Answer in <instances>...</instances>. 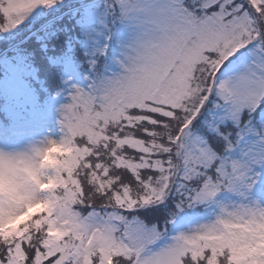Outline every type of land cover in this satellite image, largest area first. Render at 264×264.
<instances>
[{
    "label": "snow or ice",
    "instance_id": "6c2138e0",
    "mask_svg": "<svg viewBox=\"0 0 264 264\" xmlns=\"http://www.w3.org/2000/svg\"><path fill=\"white\" fill-rule=\"evenodd\" d=\"M60 0H0V32ZM133 30L60 111L50 223L0 264H264V0H113ZM55 239H50L53 233Z\"/></svg>",
    "mask_w": 264,
    "mask_h": 264
},
{
    "label": "clouds",
    "instance_id": "9594fccd",
    "mask_svg": "<svg viewBox=\"0 0 264 264\" xmlns=\"http://www.w3.org/2000/svg\"><path fill=\"white\" fill-rule=\"evenodd\" d=\"M75 155L62 137H46L23 148H0V242L21 230H34L37 224L45 229L64 227L50 223V218Z\"/></svg>",
    "mask_w": 264,
    "mask_h": 264
},
{
    "label": "rangeland",
    "instance_id": "374dc122",
    "mask_svg": "<svg viewBox=\"0 0 264 264\" xmlns=\"http://www.w3.org/2000/svg\"><path fill=\"white\" fill-rule=\"evenodd\" d=\"M111 6H112L111 0H107V5L105 6L104 9H101L102 6H98L94 10H91L90 12H88L89 14H87V15L84 14V17L81 18V20H80V25H81L80 30H81L82 33H81L80 37H79V35H77L79 37V39H77V40L74 39V40H76L77 43H79V45L81 47H84L89 42L87 36L89 35V37L92 38L91 42L93 44V47H92L93 52H91V54H89V52L87 51V48L86 49L84 48L85 52L84 51L83 52H84L85 55L93 57L94 53L99 52L100 48H102L103 39L106 36V29H107L106 10L107 11L110 10ZM44 8L45 7H42V6L38 7L37 9H35L30 14L31 16L29 18H31L32 16H35L40 11H44L43 10ZM95 15H96V18H95ZM0 22L3 23V17L0 20ZM72 24H73V21H72ZM119 25H120L119 28L122 29L121 43L124 45V48H126L132 42L134 33H133L132 28L129 27V25L126 22H122V23L119 22ZM92 29H95L93 35H92V32H91ZM12 30H17V28L12 29ZM12 30H9L7 32L8 33L12 32ZM61 31H65L64 28L62 26H60V25L57 26L56 32H61ZM3 34H5V33L4 32H0V35H3ZM69 39H70V37H68V40ZM84 40H85L86 43H84ZM93 60L94 59L91 58V60H89V61H93ZM7 65L8 64L6 63V66ZM78 66H81V63H79ZM7 67H8V71L10 73L15 74V72L17 71L18 73H16V75H18L19 77H21L22 75H26V76H22L23 80L26 79L27 77H29L27 75L30 73V70L20 69L18 66L15 67V64L14 65H8ZM118 71H119V69L116 70V71H112L111 74L115 73V72H118ZM86 84H87V82L86 83H82V81L76 83V85L80 86V87H84V86H86ZM5 85H7L6 86V90L7 91H10L11 93L14 92V88H11L12 85H9V84H5ZM2 94L5 97L6 94H8V93L6 91H4V93L2 92ZM18 96L19 95H17L15 93L14 97H18ZM68 102H69V98H68ZM59 119H60V112H59L58 116L55 118L54 122L52 123V127L49 130L48 134L43 135V136H41L39 138L36 137V138H32V139H25L22 142L20 147H15V148H12V149L23 148V147H25L26 145H28L30 143H35V142L41 141V140H43L46 137L59 139L61 137V135H62L61 131H60ZM0 148H7V147L2 146V143H0Z\"/></svg>",
    "mask_w": 264,
    "mask_h": 264
},
{
    "label": "trees",
    "instance_id": "16d2710c",
    "mask_svg": "<svg viewBox=\"0 0 264 264\" xmlns=\"http://www.w3.org/2000/svg\"><path fill=\"white\" fill-rule=\"evenodd\" d=\"M75 27H71L70 28V30H73ZM66 30H69V29H66ZM57 35V34H56ZM51 37V36H50ZM54 39V38H53ZM54 42H56V39H54L53 40ZM46 42H47V40H44V41H39L38 42V46L36 47L37 48V50H35V52H36V54H35V57L36 58H34V59H30L29 61H34V62H36L37 61V59H38V56H39V51H41V48L42 47H45L46 49H47V46L49 45V43L48 44H46ZM49 47H53V45H51V46H49ZM52 49H55V48H51V50ZM44 54H47L45 51H44ZM44 54H43V56L40 54V57H39V59L41 60V62L42 63H44V64H46V62H47V58H46V56H44ZM51 57H50V55L48 56V60L50 59ZM48 78H49V76H47ZM51 78H52V75H51Z\"/></svg>",
    "mask_w": 264,
    "mask_h": 264
}]
</instances>
